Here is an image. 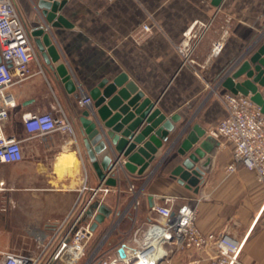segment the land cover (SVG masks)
Wrapping results in <instances>:
<instances>
[{"label":"crops","instance_id":"obj_1","mask_svg":"<svg viewBox=\"0 0 264 264\" xmlns=\"http://www.w3.org/2000/svg\"><path fill=\"white\" fill-rule=\"evenodd\" d=\"M14 1L30 29L37 58L30 63V76L0 91V104L5 96L14 100L3 123L5 133L21 141L24 154L18 162L0 161V257L10 251L45 256L57 225L73 209L77 212L87 203L89 209L95 200L111 208L107 218L115 219L129 206L128 186L133 182L141 191L142 221L151 215L150 197L153 204L166 195L177 197L197 208L203 232L230 235L242 243L245 263L264 264V184L252 170H229L233 144L208 136L227 115L221 98L230 91L222 83L226 71L251 46L264 42V0H222L219 6L212 0H67L59 14L71 26L48 24L40 0ZM143 24L151 26L145 36ZM42 26L61 56L51 64L67 65L76 93L67 91L43 57L36 40L44 36L32 34ZM189 28L200 34L194 38L191 61L179 48ZM218 40L224 47L214 54ZM121 72L168 116L179 114L176 126L189 125L188 132L196 125L206 130L201 141L207 144L205 155L198 164L208 165L197 187L189 188L172 175L184 159L178 152L181 141L160 148L142 175L115 169L117 185L100 180L84 144L81 116L87 107L79 104V97ZM60 110L69 118L71 131L27 132L24 114ZM97 209L86 222H93ZM125 239L110 238L108 244L117 247ZM214 254L212 246L174 249L160 264H208Z\"/></svg>","mask_w":264,"mask_h":264},{"label":"built area","instance_id":"obj_2","mask_svg":"<svg viewBox=\"0 0 264 264\" xmlns=\"http://www.w3.org/2000/svg\"><path fill=\"white\" fill-rule=\"evenodd\" d=\"M142 34L151 32L149 24L142 25ZM179 48L192 60L194 38L199 33L189 28ZM224 47L222 40L214 43L212 52L219 54ZM0 91L3 87L24 79L32 74L30 63L37 58L32 45L30 29L22 19L14 0H0ZM227 115L209 131L210 138H224L233 144V160L229 170L244 167L256 173L258 181L264 184V111L250 95L226 91L221 96ZM79 104L91 107L92 98L82 92ZM14 105L10 96H5L0 104V161L18 162L23 159L21 141L5 133L3 123L8 118L9 109ZM27 132L46 134L55 130L71 131L72 125L63 110L52 112L27 113L23 115ZM119 171L121 169L117 168ZM131 199L128 208L139 210L141 191L133 182L128 186ZM89 203L77 212L74 209L54 230L45 250L49 252L31 256L17 252H3L0 264H78L88 252L85 264H160L161 259L174 249L212 246L215 254L208 264H247L240 257L242 243L226 233L203 232L197 225L198 210L177 197L166 195L150 208L149 217L138 222L134 218L128 239L117 247L109 246V229L103 237L90 248L93 237V222H83ZM119 213V217H122ZM119 220L117 221V223ZM122 248L124 255L119 252Z\"/></svg>","mask_w":264,"mask_h":264},{"label":"water","instance_id":"obj_3","mask_svg":"<svg viewBox=\"0 0 264 264\" xmlns=\"http://www.w3.org/2000/svg\"><path fill=\"white\" fill-rule=\"evenodd\" d=\"M66 2L67 0H40L39 5L48 24L71 26L67 18L59 14ZM221 2L222 0H212L216 6ZM46 29V26H42L32 34L44 36L43 39L36 40L43 57L55 70L67 91L76 93L78 86L67 65L60 63L54 68L51 64V61L56 62L61 56L49 35L45 34ZM222 83L234 93L250 95L264 111V42L255 43L235 60L226 71ZM88 94L92 98V104L83 110L81 116L84 144L101 181L117 185L119 177L114 172L117 168L142 175L151 166L160 148L166 143L172 148L181 141L178 152L184 159L176 166L172 175L189 188L198 186L208 165L198 164L205 155L204 148L207 144L201 143L206 136L205 129L196 125L188 132L189 125L176 126L179 114L168 116L164 113L157 106V101L147 96L126 72L117 74L112 80L103 78ZM198 143L200 145L196 146ZM99 155H102L101 158ZM150 200L152 206L153 198L150 197ZM111 213L112 209L105 203L99 204L91 230L95 231ZM123 251L122 248L119 249L122 255Z\"/></svg>","mask_w":264,"mask_h":264},{"label":"rangeland","instance_id":"obj_4","mask_svg":"<svg viewBox=\"0 0 264 264\" xmlns=\"http://www.w3.org/2000/svg\"><path fill=\"white\" fill-rule=\"evenodd\" d=\"M15 3V1H14ZM16 5V4H15ZM17 7V6H16ZM18 9V8H17ZM19 11V10H18ZM21 15V14H20ZM23 19V18H22ZM25 22V21H24ZM69 119V118H68ZM128 194V193H127ZM98 206V201L95 200L89 207L87 214L84 217L83 222H86L89 217H91V214L89 212H92L94 209H96ZM122 213V217H119V213ZM117 213V217H115V219L113 218H107L105 223L102 225V229L99 232H96L95 235L92 237V239L89 242V246L90 248H93V245L96 242H99L100 239L103 237V235L109 230V229H113V231L110 233V238H114V237H128L132 224L134 222V218H136V216L138 217V222L141 223L142 222V217H143V213L141 208H139V210L136 212L135 209H129L128 207L126 209H121V211ZM113 220V221H112ZM119 220V222L117 223V221ZM90 252L87 253L86 258L89 257ZM47 260V259H46ZM46 260L43 261L46 262ZM85 261V257L80 261V264H82Z\"/></svg>","mask_w":264,"mask_h":264},{"label":"trees","instance_id":"obj_5","mask_svg":"<svg viewBox=\"0 0 264 264\" xmlns=\"http://www.w3.org/2000/svg\"><path fill=\"white\" fill-rule=\"evenodd\" d=\"M96 244H97V242L94 245H96Z\"/></svg>","mask_w":264,"mask_h":264},{"label":"bare ground","instance_id":"obj_6","mask_svg":"<svg viewBox=\"0 0 264 264\" xmlns=\"http://www.w3.org/2000/svg\"><path fill=\"white\" fill-rule=\"evenodd\" d=\"M138 264V263H137ZM140 264H142V263H140Z\"/></svg>","mask_w":264,"mask_h":264}]
</instances>
